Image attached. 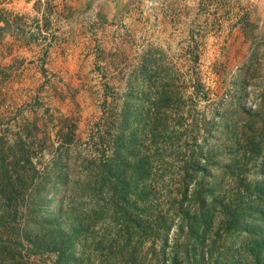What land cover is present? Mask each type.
Here are the masks:
<instances>
[{"label": "rangeland", "instance_id": "rangeland-1", "mask_svg": "<svg viewBox=\"0 0 264 264\" xmlns=\"http://www.w3.org/2000/svg\"><path fill=\"white\" fill-rule=\"evenodd\" d=\"M263 186L264 0H0V264H257Z\"/></svg>", "mask_w": 264, "mask_h": 264}, {"label": "trees", "instance_id": "trees-1", "mask_svg": "<svg viewBox=\"0 0 264 264\" xmlns=\"http://www.w3.org/2000/svg\"><path fill=\"white\" fill-rule=\"evenodd\" d=\"M263 191H264V186H263ZM208 204H203L202 206H203V209L204 208H206V206H207ZM202 209V210H203ZM57 226H58V224H57ZM59 227V226H58ZM49 233H50V231H49ZM51 234V233H50ZM257 238H259V239H261V242H260V244L259 245H261L262 247H261V249L260 250H257L256 252H255V257H256V263L257 264H261V263H263L264 262V236H262L261 235V233L259 232L258 234H257ZM57 241L58 242H56V243H58V244H60L61 245V247H65V248H69V246H70V240L69 239H65V240H62V238H57ZM62 249V248H61Z\"/></svg>", "mask_w": 264, "mask_h": 264}]
</instances>
